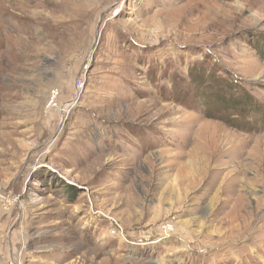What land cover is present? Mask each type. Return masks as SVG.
Returning a JSON list of instances; mask_svg holds the SVG:
<instances>
[{"label":"rangeland","instance_id":"rangeland-1","mask_svg":"<svg viewBox=\"0 0 264 264\" xmlns=\"http://www.w3.org/2000/svg\"><path fill=\"white\" fill-rule=\"evenodd\" d=\"M0 264H264V0H0Z\"/></svg>","mask_w":264,"mask_h":264}]
</instances>
